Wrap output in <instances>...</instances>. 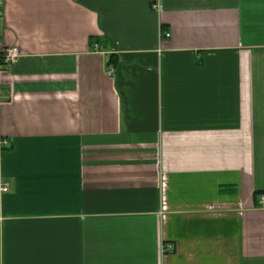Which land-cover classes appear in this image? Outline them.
Returning <instances> with one entry per match:
<instances>
[{
  "label": "crops",
  "instance_id": "0c3cea01",
  "mask_svg": "<svg viewBox=\"0 0 264 264\" xmlns=\"http://www.w3.org/2000/svg\"><path fill=\"white\" fill-rule=\"evenodd\" d=\"M6 46L0 264H264V0H4Z\"/></svg>",
  "mask_w": 264,
  "mask_h": 264
},
{
  "label": "built area",
  "instance_id": "2783aa9c",
  "mask_svg": "<svg viewBox=\"0 0 264 264\" xmlns=\"http://www.w3.org/2000/svg\"><path fill=\"white\" fill-rule=\"evenodd\" d=\"M4 15V0H0V19ZM164 34L166 36H170V31H165ZM20 49L16 46H6L0 52V59L2 67H9L16 59L20 56ZM10 188L9 182H4L2 185L3 190H8ZM264 199V196L262 197ZM174 244L172 242L164 243V251H168L172 249Z\"/></svg>",
  "mask_w": 264,
  "mask_h": 264
}]
</instances>
